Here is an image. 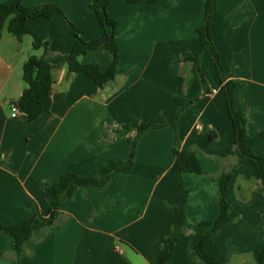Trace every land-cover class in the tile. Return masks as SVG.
I'll list each match as a JSON object with an SVG mask.
<instances>
[{"label": "crops", "instance_id": "1", "mask_svg": "<svg viewBox=\"0 0 264 264\" xmlns=\"http://www.w3.org/2000/svg\"><path fill=\"white\" fill-rule=\"evenodd\" d=\"M207 2L159 0L134 5L112 1L108 12L119 24L120 58L116 80L103 89L84 74L67 77V58L75 39L59 14L28 23L42 41H53L46 51H36L31 36L20 42L8 24L4 27L0 40V224L17 225L36 214L46 222L48 197L43 182L53 185L67 172L101 176L114 159H129L143 121L164 125L139 139L133 163L117 168L109 183L80 189L66 201L56 221L62 226L43 240L31 238L23 264H160L164 240L175 220L180 183L173 154L176 130L169 123L183 103L178 148L197 149L204 170L212 176L237 163L234 128L213 53L205 52L199 66L194 61L201 49L197 29L205 23ZM23 3L58 6L86 40L103 35L90 0ZM210 26L225 78L242 85L237 98L249 113L250 134L264 132V0H218ZM33 51L55 69L51 110L29 122L21 112L13 117L11 106L26 87L23 66L35 56ZM112 60V54L103 49L81 58L83 64H98L103 70ZM252 149L264 154V139L252 144ZM182 180L190 195L173 264H205L194 253L193 239L195 233L210 231V227L200 229L199 222L219 218L220 186L208 175L185 174ZM228 200L236 221L207 240V251L228 264H259L264 249V186L254 165L236 169ZM0 264H17L15 242L3 232Z\"/></svg>", "mask_w": 264, "mask_h": 264}, {"label": "trees", "instance_id": "2", "mask_svg": "<svg viewBox=\"0 0 264 264\" xmlns=\"http://www.w3.org/2000/svg\"><path fill=\"white\" fill-rule=\"evenodd\" d=\"M24 0H13L8 3H0V40L4 27L8 24L9 32L14 35L18 41H22L25 36L33 38V48L38 51L43 49L46 51L52 40L42 41L28 26L31 20L44 18L51 19L54 14H59L68 24L70 32L75 39V46L71 50L67 58V77L75 74H84L92 79L99 88L103 89L108 84L114 82L117 77V66L120 58L118 43L116 37L118 35V22L112 18L108 12L109 4L114 0H90V8L96 13L98 20L103 29V35L96 40H86L82 37L80 29L71 22L65 15L64 11L54 4H44L35 7H27L23 3ZM130 4L148 3L155 4L159 0H125ZM217 8V0H209L206 6V21L204 25L197 29L198 40L201 49L194 58L197 66L200 65L202 55L210 50L213 53V59L219 74L220 82L226 93L227 106L229 116L232 120L234 128V143L236 146L237 163L227 170L223 167L217 176H212L206 172L198 157L197 149L180 150L178 148L179 134L178 124L180 121L181 111L185 107L183 103L175 118L169 125L176 130V143L173 147L174 164L179 171L180 183L179 193L175 209V220L172 232L164 240V246L161 251L160 264H173L174 252L180 240V234L184 231V225L187 220V204L189 201L190 191L184 184L182 177L185 174L208 175L209 178L217 182L220 186V205L221 213L217 221H201L198 223L200 229L210 227L208 232L195 233L193 239V250L196 257L205 264H228L219 260L216 256L210 254L206 248L207 240L222 229L224 225L235 222L236 219L231 216V205L228 200L230 184L233 174L240 166L252 164L264 186V154H256L252 149V144L264 139V132L251 135L249 124L251 122L249 113L241 106L237 98V90L242 85L240 82L227 80L225 71L221 63L220 54L213 42L210 18ZM62 43V40H56ZM103 49L110 52L113 60L106 70H103L98 64H83L81 58L86 56L90 51ZM55 67L47 62L43 57L31 56L23 66V80L25 89L22 96L14 103L20 112L25 114L29 122L35 121L41 115L49 113L52 107L53 95V71ZM202 84L207 86V81L201 74ZM164 125H155L150 122L143 121L136 130V137L131 146L129 159L123 161L119 158L114 159L113 163L105 168L101 176H79L75 173L67 172L63 174L59 181L53 185L43 182L42 187L48 197V213L49 218L46 222L38 219L36 214L33 218L17 225L0 224V232L10 235L15 242V254L17 264H23L26 257V246L28 241L37 237L43 240L52 230L61 227L57 224V216L60 213V207L69 199H71L78 190L90 187H100L109 183L113 177L115 170L132 164L135 159V151L139 139L147 134L151 129L162 128ZM216 136L211 134V140H215ZM224 155L221 158L224 159ZM118 207L120 204L117 205ZM93 214L90 215V218ZM259 264H264V249L259 255Z\"/></svg>", "mask_w": 264, "mask_h": 264}, {"label": "built area", "instance_id": "3", "mask_svg": "<svg viewBox=\"0 0 264 264\" xmlns=\"http://www.w3.org/2000/svg\"><path fill=\"white\" fill-rule=\"evenodd\" d=\"M11 111H12V116L13 117H16L20 113V109H19V107L16 104H12Z\"/></svg>", "mask_w": 264, "mask_h": 264}, {"label": "rangeland", "instance_id": "4", "mask_svg": "<svg viewBox=\"0 0 264 264\" xmlns=\"http://www.w3.org/2000/svg\"><path fill=\"white\" fill-rule=\"evenodd\" d=\"M209 1V0H208ZM208 3V2H207ZM207 6V5H206ZM217 6H218V0H217ZM217 9V8H216ZM205 21H206V16H205ZM204 21V22H205ZM210 21H211V18H210ZM26 37H29V36H26ZM27 39H31V37H29V38H27ZM30 41V40H29ZM32 41V40H31ZM28 48V44L26 43L25 44V49H27ZM33 53L35 54V52L33 51ZM34 56V55H33ZM35 56H38V54H35Z\"/></svg>", "mask_w": 264, "mask_h": 264}]
</instances>
